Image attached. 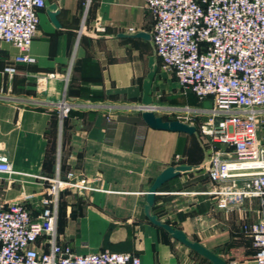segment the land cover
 <instances>
[{
  "label": "crops",
  "instance_id": "crops-1",
  "mask_svg": "<svg viewBox=\"0 0 264 264\" xmlns=\"http://www.w3.org/2000/svg\"><path fill=\"white\" fill-rule=\"evenodd\" d=\"M51 3L60 27L51 24L45 8L40 11L43 23L39 19L28 50L35 63L18 66L12 76L0 74V151L14 172L0 176V201L23 204L34 216L47 187L40 177L61 167L62 175L71 172L74 182L89 188L60 193L57 241L73 253L107 250L138 256L141 264H209L144 213L145 193L158 174L190 165L199 169L157 190L152 213L224 261L253 264L246 249L251 242L236 225L244 208L218 211L214 198L204 194L213 185L202 168L208 151L197 129L191 136L154 130L140 118L142 60L147 69L154 47L152 39L120 36H151L143 1L46 0ZM94 24L105 33L92 32ZM16 53L3 46L0 69ZM63 97L72 109L60 123L56 104ZM210 103L190 106L208 109Z\"/></svg>",
  "mask_w": 264,
  "mask_h": 264
},
{
  "label": "built area",
  "instance_id": "built-area-1",
  "mask_svg": "<svg viewBox=\"0 0 264 264\" xmlns=\"http://www.w3.org/2000/svg\"><path fill=\"white\" fill-rule=\"evenodd\" d=\"M142 1L152 19L151 39L162 69L174 74L184 93L211 102L208 109L170 108L178 121L205 117L198 134L207 143L202 168L213 187L204 194L214 198L221 212L256 201V218L243 223L240 232L250 239L253 264H264V143L259 135L264 128V0ZM45 6L46 0H0V52L3 46L17 52L1 67V75L12 76L18 66L35 63L28 50ZM91 31L106 30L94 24ZM56 109L62 123L72 105L63 97ZM12 174L0 151V176ZM40 179L47 187L34 216L23 204L0 201V264H141L130 253L78 255L60 244L61 191L89 188L74 182L71 172L61 176L59 168L53 177Z\"/></svg>",
  "mask_w": 264,
  "mask_h": 264
},
{
  "label": "water",
  "instance_id": "water-1",
  "mask_svg": "<svg viewBox=\"0 0 264 264\" xmlns=\"http://www.w3.org/2000/svg\"><path fill=\"white\" fill-rule=\"evenodd\" d=\"M46 15L55 28H59V23L57 21V16L59 15V10L57 9L56 4L51 3L45 6ZM120 37H134L141 38L144 40L151 39V36L147 33H139L134 36H120ZM155 54L148 57L147 62V74L142 81L141 89V101H140V118L143 123L151 129L162 130L168 132L184 133L189 136L196 133V128L191 124H186L178 120L165 121L161 117L156 116L153 110V101L151 95L152 83L157 72V63L155 62ZM198 167H193L190 165H179L176 167H166L153 181L149 190L145 193V205L144 213L149 222L162 229L164 232L169 234L174 240L184 245L197 255L201 256L211 264H227L223 259L217 256L215 253L206 249L200 243L191 241L187 236L179 229L173 228L170 225L161 222L158 218L152 213L155 195L158 192L157 190L167 181L179 176L181 173H189L192 171L198 170Z\"/></svg>",
  "mask_w": 264,
  "mask_h": 264
},
{
  "label": "rangeland",
  "instance_id": "rangeland-1",
  "mask_svg": "<svg viewBox=\"0 0 264 264\" xmlns=\"http://www.w3.org/2000/svg\"><path fill=\"white\" fill-rule=\"evenodd\" d=\"M38 18L41 19V23H43L42 21L43 14L41 12L38 13ZM31 43H30V46H31ZM142 63L144 65L145 71H144L143 76L140 79V84H141L142 78L145 77V73L147 72L145 58L142 60ZM157 66H158L157 72L153 80L152 89H151V95H152V101H153V107H154L153 109L157 111L156 112L157 115H161L166 120L167 119L176 120L175 119L176 116L170 111V108L177 107V105H182V104H184L185 106L193 107L190 105L198 104L197 100L192 94L184 93L181 90V88H179L174 74L170 70L162 69L159 61L157 63ZM204 121H205V117L204 118L193 117V118H188L184 120V122L191 123L192 125H194L198 133H200V126ZM259 135H261L260 137H263L264 139V128L261 129ZM199 139L202 142L204 149L206 151L207 149L206 140L204 138L203 140L201 138ZM221 147L222 146H220V148ZM243 208H244L242 211L243 217L242 218L238 217V222L236 223L239 230L243 223L247 221H252L256 218L257 216L256 211L259 207L256 201H251V202H247ZM231 213H235V211H232V212L230 211L229 214ZM246 249H247V252L252 251L251 243L248 244V247H246ZM225 262L227 264H231L228 261H225Z\"/></svg>",
  "mask_w": 264,
  "mask_h": 264
},
{
  "label": "trees",
  "instance_id": "trees-1",
  "mask_svg": "<svg viewBox=\"0 0 264 264\" xmlns=\"http://www.w3.org/2000/svg\"><path fill=\"white\" fill-rule=\"evenodd\" d=\"M189 94H192V93H189ZM192 95H193V94H192ZM193 96H194L195 99L197 100V103H198V104H201V103H202V102H200V101L198 100V98H197L195 95H193ZM95 97H98V96L92 94L91 98L94 99ZM70 112H71V111H70ZM70 112H69V114H70ZM69 114H68V116H69ZM68 116H67V117H68ZM67 117H66V118H67ZM63 121H64V120H63ZM61 170H62V169H61V167H60V168H59V171H60V175L62 176ZM55 172H56V170H55L54 173H53L51 176H49V177H53V176L55 175ZM249 240H250V239H249ZM204 260H205V259H204ZM209 264H210V263H209Z\"/></svg>",
  "mask_w": 264,
  "mask_h": 264
},
{
  "label": "bare ground",
  "instance_id": "bare-ground-1",
  "mask_svg": "<svg viewBox=\"0 0 264 264\" xmlns=\"http://www.w3.org/2000/svg\"><path fill=\"white\" fill-rule=\"evenodd\" d=\"M154 108V107H153Z\"/></svg>",
  "mask_w": 264,
  "mask_h": 264
}]
</instances>
